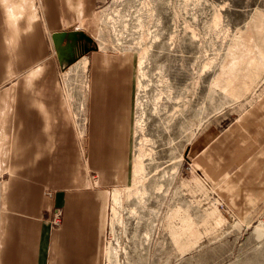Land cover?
Instances as JSON below:
<instances>
[{"label":"rangeland","instance_id":"rangeland-1","mask_svg":"<svg viewBox=\"0 0 264 264\" xmlns=\"http://www.w3.org/2000/svg\"><path fill=\"white\" fill-rule=\"evenodd\" d=\"M73 31L89 40L54 57L81 145L88 53L135 56L130 179L107 196L102 264H264V205L235 215L194 164L264 92V0H99Z\"/></svg>","mask_w":264,"mask_h":264},{"label":"crops","instance_id":"crops-1","mask_svg":"<svg viewBox=\"0 0 264 264\" xmlns=\"http://www.w3.org/2000/svg\"><path fill=\"white\" fill-rule=\"evenodd\" d=\"M98 2L0 0V264H102L107 196L130 179L135 56L88 53L81 145L52 40ZM194 164L235 215L264 205V92Z\"/></svg>","mask_w":264,"mask_h":264},{"label":"water","instance_id":"water-1","mask_svg":"<svg viewBox=\"0 0 264 264\" xmlns=\"http://www.w3.org/2000/svg\"><path fill=\"white\" fill-rule=\"evenodd\" d=\"M78 36L89 40V37L82 34V32L76 31H65L52 34L53 44L59 60H61L66 54H72L69 46L71 45V41H74V39H76ZM63 39L67 41L65 45H61V40Z\"/></svg>","mask_w":264,"mask_h":264},{"label":"built area","instance_id":"built-area-1","mask_svg":"<svg viewBox=\"0 0 264 264\" xmlns=\"http://www.w3.org/2000/svg\"><path fill=\"white\" fill-rule=\"evenodd\" d=\"M60 216H61V212L59 210H56L53 213V216L51 217V219H49V222L51 223V226H56V225L59 224Z\"/></svg>","mask_w":264,"mask_h":264},{"label":"bare ground","instance_id":"bare-ground-1","mask_svg":"<svg viewBox=\"0 0 264 264\" xmlns=\"http://www.w3.org/2000/svg\"><path fill=\"white\" fill-rule=\"evenodd\" d=\"M84 68H85V66H86V61H83V65H82Z\"/></svg>","mask_w":264,"mask_h":264}]
</instances>
